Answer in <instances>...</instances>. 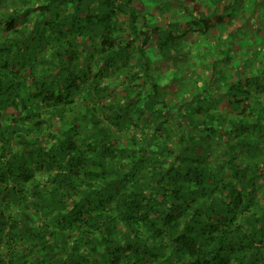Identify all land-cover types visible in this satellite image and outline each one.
Masks as SVG:
<instances>
[{
  "label": "trees",
  "instance_id": "16d2710c",
  "mask_svg": "<svg viewBox=\"0 0 264 264\" xmlns=\"http://www.w3.org/2000/svg\"><path fill=\"white\" fill-rule=\"evenodd\" d=\"M0 264H264V0H0Z\"/></svg>",
  "mask_w": 264,
  "mask_h": 264
}]
</instances>
